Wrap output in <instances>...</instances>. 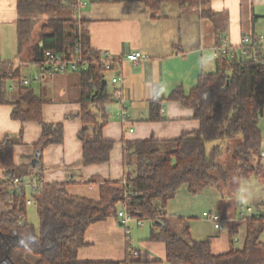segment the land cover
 Segmentation results:
<instances>
[{
	"label": "trees",
	"instance_id": "trees-1",
	"mask_svg": "<svg viewBox=\"0 0 264 264\" xmlns=\"http://www.w3.org/2000/svg\"><path fill=\"white\" fill-rule=\"evenodd\" d=\"M139 1L149 8L152 17H157L165 2L178 4L182 9H197L203 17L213 21L216 45L224 36L225 13L213 12L210 8L212 0ZM15 2L19 52L32 38L37 16L47 17L39 26L36 41L30 48L33 62L43 63L42 55L46 50L68 55L75 50L76 43H80L85 58L98 57L89 49L86 32L79 30L71 15L70 18L55 17L62 8L74 7L77 0ZM102 73L98 64H91L81 75L83 128L78 137L82 142L79 164L84 166L107 162L114 146L113 141L102 136L107 121L105 105L112 97ZM6 78L0 74V104L14 105L11 112L14 120L39 122L42 134L34 148L40 162L46 146L62 142V127L43 122L41 108L45 100L30 86L18 85L9 95ZM168 99L191 108L194 119L199 122L198 129L167 141L154 138L125 141L122 158L125 183L122 184V180L113 183L106 195L104 188L110 184L105 182L101 185L99 201L69 194L67 182L43 183L42 167L33 171L31 166L15 165V143L9 137L4 138L0 142V201L9 209L0 214V264H92L76 259L78 250L85 246L86 229L108 216L117 218L121 206H125L127 214L150 224L149 240L165 244L166 261L170 264H264V244L259 241L264 230V214L258 215L253 210L252 215L241 220L245 226L242 247L215 255L209 241L191 240L186 224L179 232L172 228L165 213L168 201L183 185H187L192 196L209 188L223 194L224 188L235 190L241 182L262 174L259 121L264 108V59L253 62L219 56L214 59V70L202 71L188 95L179 86ZM161 102V99L154 101L152 110L156 112ZM212 142L216 144L208 148ZM25 177H35L40 182L34 203L39 219L38 231L26 220L25 198L10 190L15 178ZM128 192L133 193L129 195ZM228 226L229 234L233 236L237 225L229 223ZM97 264H132V261L127 258L123 262Z\"/></svg>",
	"mask_w": 264,
	"mask_h": 264
},
{
	"label": "crops",
	"instance_id": "crops-1",
	"mask_svg": "<svg viewBox=\"0 0 264 264\" xmlns=\"http://www.w3.org/2000/svg\"><path fill=\"white\" fill-rule=\"evenodd\" d=\"M210 8L215 13H225L223 37L231 45H237L244 34L264 33V0H212ZM70 12L79 30L86 32L89 49L97 56L109 52L120 57L133 51L148 56L141 63L122 64L121 73L126 81L122 87L110 82L116 71L103 70L107 91L112 96L105 105L107 121L102 128L103 138L114 142L109 160L102 164H79L82 159L78 133L83 128L80 117L83 70L47 73L45 65L32 61L30 48L37 35L33 36L34 41H26L19 52L15 0H0V54L5 63L20 61L23 65L11 75H4L16 82L21 74L39 75L40 79L29 86L45 100L41 108L43 122L62 127V142L46 146L39 162L34 145L42 134L41 125L33 120L12 119L14 105L9 104H0V142L9 137L15 143V165L31 166L33 171L42 167L43 183L67 182L69 194L99 201L101 185L110 184L104 188L105 194L109 195L111 185L124 177L125 141L149 138L167 141L198 129L199 122L194 119L192 109L168 97L179 86L185 95L196 86L217 44L215 28L213 21L203 17L199 10L182 9L170 2L161 5L157 17H152L149 8L139 0H77ZM39 46H42L40 42ZM14 73L18 76L14 77ZM8 79L6 88L10 95L19 84L9 89ZM118 90L120 96L115 95ZM160 99L161 106L155 112L152 103ZM121 104L128 111V120L123 123L116 117ZM155 116L158 118H152ZM259 125L263 150L264 108ZM262 161L264 164V158ZM239 187L240 184L236 189ZM221 197L214 188L192 196L187 185H183L165 208L170 226L179 232L186 224L191 240L209 241L215 255L242 247L245 226L236 209L228 205L223 207ZM119 207L118 204L117 209ZM8 209L9 206L0 201V214ZM205 211L217 212L225 230L213 227V223L203 217ZM229 223L237 225L233 236L229 234ZM149 226L131 227L126 241L125 229L119 219L108 216L86 229L85 246L78 250L76 259L92 264L123 262L127 258L132 264H170L166 261L165 244L149 240Z\"/></svg>",
	"mask_w": 264,
	"mask_h": 264
},
{
	"label": "built area",
	"instance_id": "built-area-1",
	"mask_svg": "<svg viewBox=\"0 0 264 264\" xmlns=\"http://www.w3.org/2000/svg\"><path fill=\"white\" fill-rule=\"evenodd\" d=\"M111 1V0H109ZM219 56H225L228 58H241L243 60L258 62L264 59V33L244 34L241 36L237 45L229 44L223 37L219 45H215L212 49V57L209 60L208 67L205 71L214 70V59ZM43 65L46 66V71L49 74L65 71L85 70L89 64H98L103 70H114L116 74L111 78L110 82L113 84H119L121 87L125 85V79L121 73V67L124 62H130L133 64L141 63L147 59V55L141 51H133L125 56L114 57L109 52H101L97 58L87 59L84 57L80 43H76L74 52L66 54L62 51L46 50L43 52ZM23 65L22 62L5 63L0 54V74L11 73ZM9 77H7L8 79ZM40 79L39 75L29 77L27 74H21L18 82L13 79H8V88L13 89L16 85L28 87L31 82H36ZM116 96L121 95V91L118 90L115 93ZM116 117L123 123L128 120V111L126 106L121 104ZM261 157L264 158V149L261 150ZM1 181V180H0ZM125 183L124 177L122 178V184ZM10 190L16 193L19 197H23L27 204H34L35 197L40 191V182L35 177L15 178L10 184ZM133 192H128L132 195ZM251 206L245 208L240 212L241 218H246L253 213ZM203 217L208 218L213 227L218 230H225V227L221 223L220 215L215 211L202 212ZM117 218L125 229L126 241L129 240L131 233L130 223H134L135 226H142L144 221L138 217H134L126 213L125 206H121L117 211Z\"/></svg>",
	"mask_w": 264,
	"mask_h": 264
},
{
	"label": "rangeland",
	"instance_id": "rangeland-1",
	"mask_svg": "<svg viewBox=\"0 0 264 264\" xmlns=\"http://www.w3.org/2000/svg\"><path fill=\"white\" fill-rule=\"evenodd\" d=\"M71 12L69 8H62L55 17L58 18H70ZM38 21L34 27V33L32 35V41H34L33 36H36L38 33L39 26L47 19L46 16H37ZM216 142L208 144V148L215 145ZM252 181H255L253 184ZM251 183V184H250ZM255 186L257 191L255 190ZM223 194H221V204L223 207H233L238 212L240 220L243 218L240 217V212L244 211L249 205L255 209L258 215L264 214V207H257L256 205L264 204V170L260 176L257 178H252V180L246 181L245 183L241 182L239 189L232 190L230 188H224ZM226 194V196H223ZM26 220L33 224L35 231H38L39 219L37 216L36 208L34 204H27V215ZM150 225L147 222H144L143 225ZM264 225V222H263ZM131 227H136L134 223H130ZM138 227V226H137ZM150 228V226H149ZM259 241L264 244V230L259 236Z\"/></svg>",
	"mask_w": 264,
	"mask_h": 264
}]
</instances>
